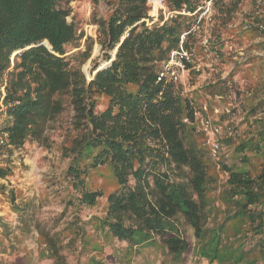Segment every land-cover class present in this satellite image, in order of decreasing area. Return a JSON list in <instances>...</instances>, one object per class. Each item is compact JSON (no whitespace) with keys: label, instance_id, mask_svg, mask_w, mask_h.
<instances>
[{"label":"trees","instance_id":"16d2710c","mask_svg":"<svg viewBox=\"0 0 264 264\" xmlns=\"http://www.w3.org/2000/svg\"><path fill=\"white\" fill-rule=\"evenodd\" d=\"M71 1L0 0V180L13 174L14 153L27 142L57 144L47 131L68 106L73 110L58 145L68 160L67 213L50 227L36 222L42 251L58 264L66 263V249L86 257L84 264H104L98 252L119 242L127 246L116 260L131 261L135 252L156 248L163 264H184L192 253L207 264H264V12L247 15L251 23L233 32L229 24L243 0H212L208 48L216 51L219 66L202 88L205 98L220 97L223 106L231 92L237 96L217 122L233 133L219 137L214 159L204 133L184 120H194L193 99L180 84L158 80L184 33L194 59L187 65L197 64L206 46L192 28L208 0H162L173 14L151 24L148 0H107L109 14L93 19L103 62L118 50L94 77L100 62L92 60L91 79L83 65L95 40L87 36L86 49H78L86 34L68 20ZM226 33L260 54L234 62L223 76L220 65L230 61L223 48L232 40ZM256 37L261 39L252 43ZM103 170L114 181L109 192L92 182L97 174L105 177ZM0 192L6 193L3 184ZM8 197L20 212L19 228L29 231V213L17 206L14 191ZM81 209L98 212L83 220ZM180 218L193 228L194 241ZM16 238L0 217V247L7 241L12 250Z\"/></svg>","mask_w":264,"mask_h":264},{"label":"rangeland","instance_id":"374dc122","mask_svg":"<svg viewBox=\"0 0 264 264\" xmlns=\"http://www.w3.org/2000/svg\"><path fill=\"white\" fill-rule=\"evenodd\" d=\"M260 4V7H257ZM164 8H158V2L156 5L149 2L147 6L149 8V16L152 18L148 23L158 21L162 18L166 19L167 7L165 2H163ZM72 13L68 18L69 21H74L79 28V31H84L86 36L82 42L80 48L81 50L86 49L85 39L87 36H92L95 40L93 46V53L91 59L98 57V62L100 65L103 63L101 45L97 41L98 36V25L93 22L94 14L97 17H106L111 6L107 3V0H99L97 4L94 5L93 0H73L69 4ZM264 12V0H243L239 5V10L235 13L234 20L229 24V28L238 30L241 23H251L250 18L247 15L253 14L255 11ZM216 10L213 7V16L209 25L203 19L199 21L200 17L196 20L194 27L196 29L197 38L202 43V38L204 36H209L211 34V25L215 16ZM188 15V14H187ZM238 26V27H237ZM227 38H232L223 48L225 52L230 56L228 63L220 65L223 69V76H227L234 66V62L242 61L244 58L252 55H258L260 52L253 48L249 50L248 41L240 43L233 35L226 33ZM261 39V37H256L251 39L252 43H256ZM197 65L200 66L201 72L194 69L183 79L184 83H180L182 89L184 90V96L200 102L205 99V93L202 86H204L205 81L211 75L212 70L217 71L218 57L212 47L204 48L202 54L196 56ZM86 67V72L88 78L90 77V71L93 67L92 61L86 62L83 65V70ZM196 72H199L196 73ZM244 73H240L238 78H240L239 83L242 81ZM219 106H223L221 102L216 103ZM233 107V106H232ZM73 110L71 107L62 113L58 120L54 123L53 127L48 129L47 135L49 140H54L57 144L52 145H40L35 141L27 142V145L22 151H16L14 153V168L13 174L9 175L5 179L0 180V184L4 185L6 193L0 192V217L4 218L8 223L14 227V233L17 238L14 240V248L9 249V243L5 242V246L0 247V264H58L55 259L50 258L42 251V246L39 243L38 229L36 228V222H41L43 225L50 227L54 221L61 223L62 218L67 213L65 211L64 198L68 193L66 189V181L64 179V172L67 167L68 160L63 158L62 153L58 145L62 142L67 133V127L72 120ZM235 121H239L241 115L236 116ZM1 138V133H0ZM226 148V146H225ZM102 174L105 177H100L98 174L92 177V182L95 186L103 188L106 192L113 189L114 181L111 180V175H109L107 170H103ZM224 177L221 175V180ZM14 191L16 195V204L22 211H26L30 215L31 229L29 231H22L19 227L22 224L20 212L15 211L11 199L8 197L10 193ZM102 205L105 203V196L102 197ZM101 205V206H102ZM64 211V212H63ZM80 217L83 220H87L91 213L98 212L96 210L81 209ZM59 219L55 220L56 218ZM69 218L67 216L65 219ZM180 224L182 229L186 234L191 237L194 241V230L190 227L182 218H180ZM35 224V225H34ZM114 247H106L104 253L98 252L97 259L104 262V264H163L162 258L163 253L160 249L156 248H146L139 252H135L131 261L126 258L123 260H116L120 252H123L127 246L126 243L114 242ZM44 246V245H43ZM6 247L5 251L3 248ZM79 246L76 244L74 249L78 250ZM114 254L109 256L113 252ZM67 260L64 264H84L86 257L81 256V260L78 259L77 253L66 249ZM123 254V253H121ZM20 258L16 260V258ZM207 264V262L193 253L187 256L184 264Z\"/></svg>","mask_w":264,"mask_h":264},{"label":"built area","instance_id":"2783aa9c","mask_svg":"<svg viewBox=\"0 0 264 264\" xmlns=\"http://www.w3.org/2000/svg\"><path fill=\"white\" fill-rule=\"evenodd\" d=\"M149 2L153 3L154 5H156V3L158 2L157 11L164 8L162 0H149ZM198 11V16L200 17L199 21L201 22L203 19H205V21L209 25L213 16L212 0L206 1ZM180 13L185 15L190 14L185 10H182V12ZM172 14L173 13L171 12L167 13L166 19L171 17ZM192 31L196 33L195 28L192 29ZM186 35L187 33H184L181 36L179 47L171 52L169 59L162 65L158 75L159 81L165 79L166 81H173L174 83L180 84L184 83L183 79L188 76L189 73L194 69L200 71V66L197 64H194L192 68L188 67L187 65L188 63L193 64L194 59L192 52L186 49L184 45ZM209 41L210 37L207 35L202 38V43L206 47H208ZM236 97V94L234 92H231L229 95L230 102L226 106H219L216 104L217 102H220V97H207L200 102H196L193 100L192 108L194 120L193 122H190L188 118L184 119L186 123L194 124L195 126H197L200 132L204 133L207 138V142L211 147V154L214 159L219 158L221 150L219 137L224 133V131H227L230 134L233 133L232 126H229L227 124L222 125L217 122L219 121L220 115L223 113V111L228 112L230 110L233 101H236ZM1 140L2 137L0 138V141Z\"/></svg>","mask_w":264,"mask_h":264},{"label":"water","instance_id":"95a60500","mask_svg":"<svg viewBox=\"0 0 264 264\" xmlns=\"http://www.w3.org/2000/svg\"><path fill=\"white\" fill-rule=\"evenodd\" d=\"M44 44L45 45H47L48 47H50V45L48 44V42H44ZM117 50H118V47L116 48V50H115V52L113 53V58L109 61V62H107V61H105V62H103L94 72H93V77L100 71V70H102V69H104L105 67H108L111 63H112V61L115 59V57H116V53H117ZM92 61V59H90L89 60V63ZM84 72H85V74L88 76V74H87V72H86V67H85V69H84ZM90 79H91V77H89Z\"/></svg>","mask_w":264,"mask_h":264}]
</instances>
